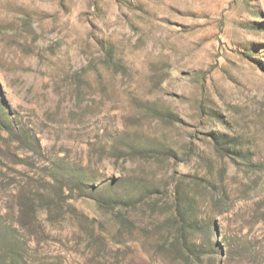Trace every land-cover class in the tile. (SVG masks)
<instances>
[{
  "label": "rangeland",
  "instance_id": "374dc122",
  "mask_svg": "<svg viewBox=\"0 0 264 264\" xmlns=\"http://www.w3.org/2000/svg\"><path fill=\"white\" fill-rule=\"evenodd\" d=\"M0 264H264V0H0Z\"/></svg>",
  "mask_w": 264,
  "mask_h": 264
}]
</instances>
